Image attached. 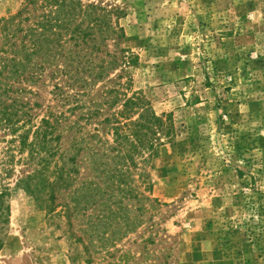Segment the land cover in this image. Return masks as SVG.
<instances>
[{"label": "rangeland", "instance_id": "374dc122", "mask_svg": "<svg viewBox=\"0 0 264 264\" xmlns=\"http://www.w3.org/2000/svg\"><path fill=\"white\" fill-rule=\"evenodd\" d=\"M22 2L0 0V19ZM81 2L112 11L124 30L108 43L120 65L113 83L168 125L145 169L161 205L139 212L133 202L130 231L113 237V223L108 239L90 237L84 215L69 219L62 207L70 191L51 210L47 194L36 201L17 186L32 168L19 133L0 128V194L10 206L0 264H264V0ZM48 81L26 98L42 106L36 121L58 106L93 132L97 120L87 124L83 113L113 83L98 84L83 98L85 109L71 114Z\"/></svg>", "mask_w": 264, "mask_h": 264}, {"label": "trees", "instance_id": "16d2710c", "mask_svg": "<svg viewBox=\"0 0 264 264\" xmlns=\"http://www.w3.org/2000/svg\"><path fill=\"white\" fill-rule=\"evenodd\" d=\"M81 1L24 0L17 13L0 19V128L19 133L20 151L27 152L25 162L32 168L17 186L36 201L47 194L50 207L61 191H70V202L62 206L67 218L83 214L86 234L108 239V225L115 224V237L136 224L129 215L133 202L139 212L161 205L151 196L145 169L168 125L148 102L128 97L113 83L120 65L108 43L123 38L124 30L112 20V11ZM44 79L53 85L57 104L69 105L71 114L85 109L83 98L98 84L113 83L102 91V103L83 113L87 124L97 120L93 132L83 133L79 121L70 122L58 106H48L36 121L32 113L42 106L26 98L37 96L34 88L45 85ZM119 105L104 117L105 109ZM6 196L0 194V250L10 223Z\"/></svg>", "mask_w": 264, "mask_h": 264}]
</instances>
